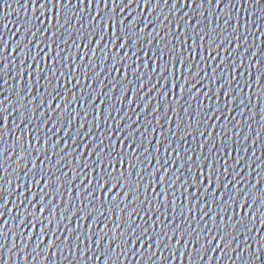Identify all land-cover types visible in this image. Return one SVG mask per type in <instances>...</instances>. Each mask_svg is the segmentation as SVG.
<instances>
[{
	"label": "snow or ice",
	"instance_id": "6c2138e0",
	"mask_svg": "<svg viewBox=\"0 0 264 264\" xmlns=\"http://www.w3.org/2000/svg\"><path fill=\"white\" fill-rule=\"evenodd\" d=\"M27 2V0H26ZM33 4L38 3L39 0H32ZM77 7H79L82 4L92 5L93 7L103 4L107 6L108 0H76ZM113 6L116 5V0H111ZM125 0H120V4H124ZM129 3H135V0H128ZM187 3V0H185ZM259 2V0H257ZM52 5L53 8V21L56 20V14L55 9L59 5L61 11L59 13V18L63 19V6H64V0H44V3L41 4L42 8H46L48 4ZM72 0H68V4H71ZM149 3V0H144L143 6L147 7ZM159 3V0H157V4ZM193 5H196V0H192ZM200 7L203 6V3L199 5ZM113 15H114V9L113 13L109 14L105 19H99L100 13H96L97 19H99V28L98 31L94 34L93 39H95V35L100 36V41L103 43L105 34L108 35L109 41H111L113 38L117 41L121 42V51L125 48H129V45L133 42V35L130 34V30H134L135 22H133V25H126L124 21L120 19H116L115 22H113ZM95 21L93 23L89 24V27H93ZM185 35L188 33V27L185 26ZM56 33H53V38H55ZM264 39V38H262ZM136 44H139V40L136 39ZM188 41H184V43H187ZM212 44H215V37L212 39ZM51 48V45H49ZM191 47L193 50L196 49H202L204 48V41L202 40L199 44L197 43V40L195 38L192 39ZM5 49L0 48V53H2ZM131 49H129L130 51ZM207 51V49H204ZM15 51V50H14ZM173 51H175V48H173ZM51 55V53H50ZM56 57H60V53H55ZM180 56H183V44H181V52L179 53ZM189 58H191L193 55H196L197 57L200 56L199 51L189 52L188 53ZM207 55L209 57L212 56L211 52H207ZM93 56H95V53H93ZM160 59H163L161 57ZM180 63V73L181 77L183 79L184 72L187 71L189 79L193 76V68L188 67L185 69V63L183 59L177 61L175 57L171 58L172 63V78L175 79V72L176 63ZM3 63V60L0 59V64ZM56 60L53 59V65H55ZM116 64H121V60L119 57L116 58ZM157 64V71L159 70V64L160 60H156ZM70 67V66H69ZM115 69V64L113 65ZM132 67V65H129L128 68L124 69V80L121 83H127V78L129 75V69ZM145 68H150L151 64H145ZM165 71L168 70V65H164ZM257 69V76H256V83L257 85H260L261 82H264V73H260L259 71V65H256ZM231 76V69H225ZM139 72V69H136L131 74L136 75V73ZM119 74V73H118ZM216 69H213V75L215 76ZM196 76H199V73H196ZM219 79L217 78V83H219ZM188 80H183V83L180 86V94L181 98L183 97L185 91H191L190 89H186L185 85H187ZM175 87V85H173ZM219 92H222V88L218 89ZM262 92H264V89H261ZM231 95V93H229ZM135 99V96H133V100ZM3 102L0 101V104ZM235 103V101H233ZM6 109L0 108V118L4 116V112ZM217 111H219V106L217 107ZM62 118H63V114ZM110 115V110H109ZM0 124H3V120L0 119ZM6 126V125H5ZM118 127L116 125L113 126V130ZM3 129L0 128V132H2ZM125 131H128V129H125ZM31 133H29L30 135ZM134 133H131L128 137L124 138V134L121 133L120 137L117 142H111V137H109V143L105 144L102 140L101 143L95 144L94 140L92 144L94 146H91V152L88 157V164L86 166L87 175H84L83 180H81L80 188L77 190L75 187V181L79 179L73 173L72 179L70 183L73 185L70 188V192L76 193L77 197H84L85 193H88L87 200L88 205L84 208V220L87 221L89 218H92V223L89 227V236L88 239H92L93 236L95 237L93 239V246L97 248V250L100 252V256H96L95 260L99 261L101 257H104V264H126L127 257H125V260L121 261V256L124 255L123 253V247L125 244H131V241L133 238L139 242L143 240L145 243L151 241L154 236H162L164 234L165 228L163 224V214L161 216L160 221L153 220V223L151 225L147 224H141L137 225L135 230L133 229V225L135 224V221L132 219L133 216L138 215L139 212L144 211V204L147 203L148 200V189L150 188L151 184L154 182L151 177L156 176V172L151 173V177L148 180V183H144V172L145 169L142 165L143 158L147 155V151L141 152V148L143 145L137 146L133 148V145L136 144L135 139H133ZM2 139V137H0ZM37 143H39V140H37ZM47 147V140L45 141V148ZM53 147H59L58 144H54ZM67 145H65V148ZM171 147V145H169ZM90 145H85L84 152L87 154L89 152ZM127 149V151H125ZM7 149L3 148L0 150V156L3 155L4 152H6ZM167 152V149L165 150ZM92 157H95V161L93 162ZM23 159V156L21 157ZM192 162V169H189L188 172H192L193 169H195V174L191 175L189 179H185L183 181V184L181 185V196L183 197L185 193H187V202H188V208L186 212L184 210H180V219L183 220L184 216L187 215L189 218L193 215V207H192V199L193 195L197 197L196 199V207L199 208L201 204V199H203L204 204L203 208L207 210L210 205L208 203L209 200V190L215 188V190L211 193V196L213 197L211 201V206L214 207L216 204V199L218 198L222 203L225 200V195H218L220 193L221 187H227V185H224L222 180L220 179L221 176L224 175V172H228L227 168H224V172H220L219 175H216V162L215 158H212L211 164L208 163V161H205L203 157H201L199 162V167H197L196 162L193 158H188ZM226 163V162H225ZM207 165L206 171H202L201 169H204ZM81 167H85L83 163H81ZM161 165H157V168L159 169ZM186 168L185 164L180 165V169L183 170ZM0 171H3L2 167H0ZM33 172H37V175H39L40 180L37 181L35 178H32V186L35 187L37 183L40 181H45V187L42 189L43 192L48 191L49 189H52L53 187L56 188L57 192H59L61 189L64 188V184L62 181L66 178L64 176H60L56 178V181L54 182L52 180V176H55V173L52 172V169H48V176L47 178L43 175H40L39 171L33 167ZM172 169L168 168L164 172L163 176L159 177L160 183L164 184L165 193L167 192V184L164 183L167 179V175L169 172H171ZM229 175L231 173L229 172ZM29 177H31V172L28 174ZM237 176H239V173H237ZM203 177V179H201ZM176 181H173V187L175 186ZM229 184H231V181H229ZM3 182L2 179H0V201L4 199V189H3ZM144 188V203H141L139 205V208L134 207L137 202L140 200V191L141 187ZM159 187V184L157 185ZM25 187H27V181L25 183ZM118 189V190H117ZM193 189H195V192L193 193ZM201 189H203V193L201 194ZM27 194L25 193V196ZM175 195V194H173ZM264 195V194H261ZM131 198V203H129V200ZM38 199L37 196H32V201L35 202ZM152 199L153 201H158L160 199V196L153 191L152 192ZM164 201L167 203L168 196H164ZM247 200H245V203ZM71 203V201H69ZM81 205H83V200L80 201ZM172 204L174 206V211L180 209V205L176 203V200L172 201ZM5 205L3 203H0V210L3 209ZM123 206V207H121ZM129 208H131V211H128V226L124 229L123 232H121V229L124 228V220H125V211H127ZM48 205H47V196H44L43 199H40V203L36 206V208L33 211V224L36 223V213L39 212L40 216L42 217L45 212H47ZM117 210H119L117 212ZM158 210V209H157ZM243 210V206H241V211ZM68 209H65V212H67ZM148 211H151V208H149ZM105 212L111 213L112 215L109 216L108 223L112 222L113 216H117L119 223L116 224L114 230H110L108 228V223L104 224V228L100 230L99 233H93V229H95L100 221V217H102ZM79 214V211L77 210L74 215ZM145 216L148 215V212L144 213ZM196 215H199V211L196 212ZM205 215H207V211H205ZM233 215H235V211L233 210ZM153 216H155V213H153ZM3 219L2 213H0V220ZM51 219V216L49 217ZM213 223L216 221V217L213 216ZM23 222V221H22ZM241 222H243V217L241 218ZM157 223L160 224L159 232L152 231L157 227ZM168 230L171 231L174 227L176 228L177 232H180V240L184 239V235L186 234L183 232L184 224L181 223L180 225H176L175 221L170 222L168 225ZM47 229H41V232L46 231ZM198 230V229H197ZM114 231L115 234H111L110 232ZM193 232L192 225L189 224L187 228V234H191ZM139 233V235H137ZM176 233H173L175 235ZM0 235H3L2 232H0ZM127 237V240L125 241L124 238ZM191 239V236L189 237ZM107 239V248L102 247L105 240ZM54 242V241H53ZM160 243V241H157ZM116 243V248H112V244ZM223 243V239L220 240V244ZM143 247L144 245L141 244V254L143 253ZM87 248V245H86ZM134 248V245L132 248H129V253L132 252ZM84 255H87V251H85ZM2 259V258H0ZM261 261H264V256H261L260 254V248L257 247V264H261ZM159 264V262H157Z\"/></svg>",
	"mask_w": 264,
	"mask_h": 264
}]
</instances>
